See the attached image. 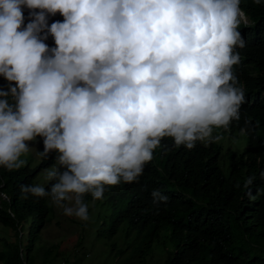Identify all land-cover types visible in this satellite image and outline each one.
Returning <instances> with one entry per match:
<instances>
[{"label": "clouds", "instance_id": "1", "mask_svg": "<svg viewBox=\"0 0 264 264\" xmlns=\"http://www.w3.org/2000/svg\"><path fill=\"white\" fill-rule=\"evenodd\" d=\"M240 3L0 0V76L9 82L0 88V167L25 166L38 137L42 157L56 153L47 190L21 185L24 198L47 197L88 221L85 194L101 201L107 188L138 183L162 139L188 150L223 139L214 129L240 121L247 103L233 72L246 46ZM150 195L157 212L169 199Z\"/></svg>", "mask_w": 264, "mask_h": 264}, {"label": "trees", "instance_id": "2", "mask_svg": "<svg viewBox=\"0 0 264 264\" xmlns=\"http://www.w3.org/2000/svg\"><path fill=\"white\" fill-rule=\"evenodd\" d=\"M240 7L245 20L238 31L246 46L236 49L241 62L233 66V72L247 103L241 105L240 121L220 131L245 135L246 149L239 155L227 150L229 164L224 173L222 145L197 142L188 150L166 137L138 183L107 188L101 201L93 202L85 194L88 204L102 208L93 224L94 235L127 241L123 246L118 240L112 244L115 254L109 264H264V178L260 175L264 171V3L241 0ZM8 84L0 76V88L7 90ZM36 143L37 152L24 158L25 166L12 171L0 167V193L7 194V198L0 196V224L14 234L6 237L0 228L2 264H51L58 258L68 264L63 255L68 240L54 242L43 236L55 205L47 197L28 194L25 199L21 192V185H35L56 163V153L44 158L42 139L38 137ZM35 158L40 159L37 167L32 166ZM250 176L254 182L245 188ZM153 190L169 197L158 212L152 205ZM82 238L81 234L70 248L75 258L79 255L74 247L80 246Z\"/></svg>", "mask_w": 264, "mask_h": 264}, {"label": "rangeland", "instance_id": "3", "mask_svg": "<svg viewBox=\"0 0 264 264\" xmlns=\"http://www.w3.org/2000/svg\"><path fill=\"white\" fill-rule=\"evenodd\" d=\"M222 134L223 139H221L218 144L222 145L223 151L220 157V165L224 173H227L229 159L226 155L228 149H233L236 155L241 154L247 147L248 140L245 135H238L237 133L234 136H231V132H227L223 134L220 129H214V134ZM30 148L29 152L22 155L21 159L28 158L29 156L36 154L37 152V143L36 140L29 142ZM209 146V145H207ZM40 164V159L35 158L33 160L32 166L37 167ZM46 171L40 176L39 180L36 184H40L42 186H46L49 182L45 179ZM102 208L100 204L90 203L89 204V220L81 221L75 217H69L63 214V210L57 206H55V211L53 212L52 222L48 224V226L43 230V236L45 239H50L51 241H59V239H67L65 241L66 250H64L63 255L67 259V263L74 261L75 264H109L110 259L114 256L115 250H112V244L118 240L120 246L124 244L127 245V241L123 240L121 237H118L117 240L102 237L98 239L97 236L94 235L95 227L93 224L98 221L99 214ZM92 225V227H90ZM0 228L5 236H14L13 231L9 232L8 229L2 227L0 224ZM93 228V229H92ZM82 234L81 244L75 245L76 250V258L72 255L70 248L74 246L77 241V237L79 238ZM71 241H69V238ZM10 239V238H9ZM121 239V240H119ZM49 243V242H48ZM0 245L3 246V239H0ZM1 250V249H0ZM99 262V263H98ZM0 264H2L0 262ZM51 264H66L58 259H55Z\"/></svg>", "mask_w": 264, "mask_h": 264}]
</instances>
